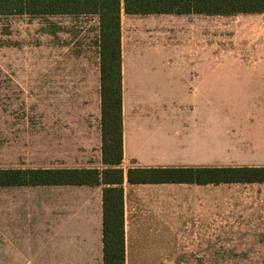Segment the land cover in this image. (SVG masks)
<instances>
[{"label":"crops","instance_id":"1","mask_svg":"<svg viewBox=\"0 0 264 264\" xmlns=\"http://www.w3.org/2000/svg\"><path fill=\"white\" fill-rule=\"evenodd\" d=\"M170 15V75L155 70L164 59H122L124 262L264 264V182L128 181L136 168L264 167V11ZM92 112L95 133L62 140L47 169L108 167ZM104 187L47 185V247L20 239L0 264H105Z\"/></svg>","mask_w":264,"mask_h":264},{"label":"rangeland","instance_id":"2","mask_svg":"<svg viewBox=\"0 0 264 264\" xmlns=\"http://www.w3.org/2000/svg\"><path fill=\"white\" fill-rule=\"evenodd\" d=\"M171 30L170 14L122 10V59H164L155 70L170 75ZM218 30L212 59H219ZM96 106L98 15H0V169L60 166L62 140L75 149L95 133ZM23 238L47 247V186L0 187V248Z\"/></svg>","mask_w":264,"mask_h":264},{"label":"trees","instance_id":"3","mask_svg":"<svg viewBox=\"0 0 264 264\" xmlns=\"http://www.w3.org/2000/svg\"><path fill=\"white\" fill-rule=\"evenodd\" d=\"M127 14L260 13L264 0H0V15H98L101 58V135L103 162L97 169H0V187L96 185L103 190L105 264H125L123 211V90L121 12ZM131 183L264 182V167L136 168Z\"/></svg>","mask_w":264,"mask_h":264}]
</instances>
